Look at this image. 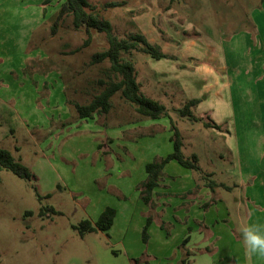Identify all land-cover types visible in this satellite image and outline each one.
I'll use <instances>...</instances> for the list:
<instances>
[{"label": "rangeland", "instance_id": "374dc122", "mask_svg": "<svg viewBox=\"0 0 264 264\" xmlns=\"http://www.w3.org/2000/svg\"><path fill=\"white\" fill-rule=\"evenodd\" d=\"M30 1L43 12L47 8L41 24L15 17L1 24L20 39H9V49L18 51L0 60V147L33 178L0 170V264H154L147 253L152 244L142 241V228L138 237L133 229L143 210L136 187L143 181L138 180L143 174L139 163L172 151L170 120L139 116L119 92L112 96L108 113L77 118L74 103H88L118 78L108 71L107 60L90 62L93 53L107 48L105 34L91 30L83 46L87 35L72 27L71 16L51 34L56 8L64 0ZM87 1L118 38L140 33L172 57L156 60L139 50L122 53L134 64L140 92L169 110L182 137L183 155L197 154L201 171H214L208 177L200 173L206 181L221 177L232 185L240 169L238 177L256 171L264 87L257 95L253 82L264 81V67L251 66L250 60L264 42V0ZM109 2L120 5L103 6ZM27 34L25 49L22 37ZM191 99L198 100L191 108L198 122L179 117L176 110ZM203 122L219 128L204 127ZM245 187L233 191L243 204ZM219 192L224 198L234 196ZM105 207L117 211L112 231L81 237L79 222H95ZM149 215L150 210L143 217ZM119 226L133 228L118 231Z\"/></svg>", "mask_w": 264, "mask_h": 264}, {"label": "crops", "instance_id": "0c3cea01", "mask_svg": "<svg viewBox=\"0 0 264 264\" xmlns=\"http://www.w3.org/2000/svg\"><path fill=\"white\" fill-rule=\"evenodd\" d=\"M30 3V0H0V51L2 52L0 60L3 58L8 60L6 59L8 56L18 51L14 46L12 50L9 49L12 46L9 39L13 37L20 39V36L11 34L10 28L1 26L2 22L12 21L9 19L13 17L18 18L19 22H24V20L28 22L32 19L36 24H41V21L45 20L46 6L43 12L41 11L42 6ZM32 4L33 9L30 8ZM5 11H10L11 15L6 17L2 15ZM254 35L258 36L257 33ZM28 36L27 34L26 37H22L25 49V42L29 40H27ZM248 40L250 42V39ZM262 45L254 49V56L250 60L252 62L250 65H259L260 70L264 67V47ZM253 86L256 94L259 95V89L264 87V81L257 79L253 82ZM256 97L258 99V96ZM65 104L67 102L64 99L63 105ZM263 108L262 106L261 112ZM261 129L262 148L256 159V171H245L241 177L237 175H241L242 169L238 171V174L233 171L236 178L232 185H229L226 178L218 177L216 180L206 181V178L200 174L203 172L200 168L194 171L180 166L175 161H169L163 166V175L151 192L150 207L143 204L137 197L143 207L139 226L134 228L133 226H119L118 231L128 232L133 228L138 237V230L143 227L140 224L145 222L143 214L150 210L153 220L147 226L146 233L147 242L152 244L148 247L152 249L147 250V253L149 252L154 257V264L155 262L161 263L158 259L166 260L167 263L170 257L174 258L171 264L181 263L182 259H185L183 264H264V257L249 255L246 252L238 233V226L241 224L250 221L264 223V127ZM106 159L108 163H112L110 154ZM148 160L145 159L139 163L143 168V174L139 175L138 180L145 179L144 166ZM239 164L241 163H237V167ZM203 173L208 177L212 176L214 171L208 170ZM220 173L222 174V171ZM232 177L230 176L231 179ZM244 185H246L243 192L245 204L238 199V194H233L234 190L243 188ZM220 190L228 191L234 196L224 198ZM231 209L234 211L232 212ZM116 216L117 211L107 231H112ZM159 222L167 226L168 233H165L163 226L158 225ZM166 223L170 224L166 225ZM124 240L125 237L123 242ZM181 245L182 248H180Z\"/></svg>", "mask_w": 264, "mask_h": 264}, {"label": "trees", "instance_id": "16d2710c", "mask_svg": "<svg viewBox=\"0 0 264 264\" xmlns=\"http://www.w3.org/2000/svg\"><path fill=\"white\" fill-rule=\"evenodd\" d=\"M118 5H120V3L109 2L105 3L103 6L112 8ZM90 7L91 6L87 0H64L59 5L55 18L51 23V34L55 33L56 28L65 16H71L72 27L75 30L79 28L84 29L87 37L83 42V46H86L89 43L91 30L98 33H104L107 40V48L93 53L90 57V62L96 64L107 60L109 62L108 71H110L115 78H118L116 80L111 79L100 92L90 99L88 103H74L73 108L79 119H89L94 115H104L112 108V96L119 92L120 97L124 99V101L134 106V110L139 116L150 119H158L161 117L169 118L171 131L169 140L172 144V151L164 157H159L152 162L146 163L144 166L146 177L136 187V190L139 193V199L145 205L150 206L152 201L151 192L154 187L157 186L159 179L163 175V166L169 161H175L186 169L198 171V158L197 155L193 153L189 156L183 155L181 150L183 146L182 137L176 125L169 117V110L160 102L151 99L140 92L139 85L136 81L134 64L131 60L123 59L122 53L139 50L156 60L172 57L163 53L159 47L151 45L140 33L133 34L128 39L118 38L112 32L111 23L107 19L101 17L98 13L91 11ZM197 102L198 100L191 99L182 107L176 109L179 117L194 122L200 121V119L193 116L191 112V108L195 106ZM203 125L207 128H219L217 124L212 122H203ZM2 169L10 171L19 178L27 180L33 178V174L29 169L20 163V161L15 160L9 150L0 147V170ZM48 209L51 212H55L52 207ZM114 217L115 210L111 207H105L95 222H91L87 219L82 220L79 222L78 226H76V229L81 237L90 232H106L111 227ZM152 220L153 217L150 215L145 218L141 232L143 242H146L148 238L146 229ZM158 225L161 227L164 226L161 222H159ZM183 243H185L184 240ZM184 262L185 259H182L181 264Z\"/></svg>", "mask_w": 264, "mask_h": 264}, {"label": "clouds", "instance_id": "9594fccd", "mask_svg": "<svg viewBox=\"0 0 264 264\" xmlns=\"http://www.w3.org/2000/svg\"><path fill=\"white\" fill-rule=\"evenodd\" d=\"M238 233L249 255L264 257V223L250 221L241 224Z\"/></svg>", "mask_w": 264, "mask_h": 264}]
</instances>
